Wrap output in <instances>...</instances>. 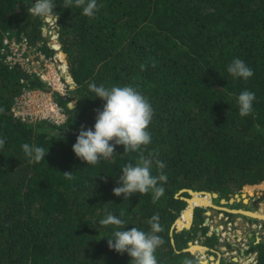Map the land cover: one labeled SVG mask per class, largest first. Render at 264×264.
I'll use <instances>...</instances> for the list:
<instances>
[{
    "label": "trees",
    "instance_id": "obj_1",
    "mask_svg": "<svg viewBox=\"0 0 264 264\" xmlns=\"http://www.w3.org/2000/svg\"><path fill=\"white\" fill-rule=\"evenodd\" d=\"M64 2L53 0L68 75L66 99L55 94L63 124L14 118L11 104L23 88L47 86L0 61V138H7L0 148V264H130L127 253L108 248L107 238L124 228L149 232L155 214L164 241L155 251L158 264H201L185 249L198 232L206 236L207 195L192 198L187 190L229 199L264 182V0H97L91 18L74 3L63 8ZM27 7L25 0H0V45L9 32L41 42L51 53L44 19L29 15ZM236 58L253 70L246 81L227 72ZM92 83L130 85L152 105L151 143L143 152L152 154L151 174L167 177L155 203L151 191L128 200L113 194L121 168L135 165L138 152L124 153L117 145L112 162L96 165L73 152L81 125L94 130V110L104 104L90 91ZM244 90L256 99L253 113L241 117L237 97ZM23 144L49 148L45 161L29 163ZM157 160L165 164L162 170ZM185 198L197 206L199 220L177 230L175 220L182 215L183 224L193 209H186ZM109 213L125 222L123 228L98 224ZM248 251L256 252L248 264H264V238L256 242L253 235Z\"/></svg>",
    "mask_w": 264,
    "mask_h": 264
},
{
    "label": "clouds",
    "instance_id": "obj_2",
    "mask_svg": "<svg viewBox=\"0 0 264 264\" xmlns=\"http://www.w3.org/2000/svg\"><path fill=\"white\" fill-rule=\"evenodd\" d=\"M73 3L76 7L82 8L83 15L90 18L99 10L97 0H65L63 8L69 9ZM25 4L28 5L29 15L57 23L59 16L53 11L57 7L53 0H35V3H32V0L30 3L25 0ZM155 66V62H153V67ZM227 72L234 78H243L245 81L254 74L253 70L239 58L234 59L227 66ZM66 78H68L67 73ZM89 89L104 104L102 109L94 110L96 112L94 130L93 128L85 130V126L81 125L76 142L72 146L73 152L87 165H96L102 160L112 162L116 156L114 149L117 145L124 146V153L138 152L139 156L135 165L128 163L121 168L122 175L117 180L118 186L114 187L112 191L116 196L123 195L124 200H128L133 196V193L147 194L151 191L155 203L164 195L165 189L160 182H166L167 177L162 173L157 176L151 174L152 154L145 156L143 152L144 146L151 143V133L148 128L154 116L152 105L144 95L130 85L113 86L109 89L103 84L97 86L92 83L89 85ZM255 99V93L249 90H244L238 95L237 104L241 117L253 113ZM74 102L71 101L73 110H75ZM0 111L3 109L0 108ZM257 128H259L258 125ZM54 136L57 139H62L59 132ZM6 139V137L0 138V148H3ZM22 149L29 158V163L45 161L49 151V148L46 150L43 147L29 144H23ZM156 165L161 170L165 167V164L158 160ZM62 174L68 180L74 178L73 172ZM123 215L124 213L121 212V216ZM124 223L111 213L98 221L100 226L116 225L121 228ZM149 225V232L135 227H131L130 230L124 228L114 231L113 238H107L108 248L121 255L127 253L131 258L130 264H158L155 251L164 242L158 235L163 230L158 214L151 217ZM198 261L200 260L198 259ZM186 264H190V262H186Z\"/></svg>",
    "mask_w": 264,
    "mask_h": 264
},
{
    "label": "built area",
    "instance_id": "obj_3",
    "mask_svg": "<svg viewBox=\"0 0 264 264\" xmlns=\"http://www.w3.org/2000/svg\"><path fill=\"white\" fill-rule=\"evenodd\" d=\"M44 21L43 35L46 46L53 50L51 53L41 48V42H32L25 36L17 38L6 32L1 37L0 61L8 68L16 67L37 77L47 86L46 89L23 88L11 104L12 116L29 123L47 121L60 125L65 122L66 115L55 94L66 99L67 67L60 50L57 25L54 21ZM197 257L201 260L204 256Z\"/></svg>",
    "mask_w": 264,
    "mask_h": 264
},
{
    "label": "rangeland",
    "instance_id": "obj_4",
    "mask_svg": "<svg viewBox=\"0 0 264 264\" xmlns=\"http://www.w3.org/2000/svg\"><path fill=\"white\" fill-rule=\"evenodd\" d=\"M261 185H264V182L253 185V191L246 193L245 197H243L242 192L234 193L229 196L230 199L234 197L235 194H239L241 197L240 201H234L230 204H221L217 196L211 198V201L209 200L210 202H207L210 206H202L205 208L203 213L205 216L203 224L208 228L207 233L209 234L212 231L218 233V239L217 236L213 234L208 241H205L204 237H201L198 233V237L193 242H190L193 244V247L197 245L203 248L201 255L204 257L201 259L202 261L207 259L209 260V264H248L250 262H255L256 252H249L248 248L254 234L257 235V238L255 236L256 242L264 238V226H262L264 219L249 217L238 212L231 213V211L227 210L232 209L233 211L240 210V212H249L248 214L250 216H253V214L257 216L264 215V187ZM194 207L196 208L197 206ZM218 207H221V209ZM186 209H188V205ZM194 210L189 219H183L185 225L187 224L186 222L191 223L194 217ZM208 210L210 214L207 215L205 212ZM225 212L230 214H226ZM181 217L182 215L179 219H181ZM224 217H227V219L225 220ZM250 218L253 220L251 221ZM205 219H207L206 222ZM197 220H199V218L195 216L194 221L197 222ZM259 225H261V227H259ZM205 238L207 239L208 237L205 236ZM220 239L223 240L221 241ZM206 243L212 247L207 246ZM193 253L195 258L197 255H200V253L195 255L197 252Z\"/></svg>",
    "mask_w": 264,
    "mask_h": 264
},
{
    "label": "water",
    "instance_id": "obj_5",
    "mask_svg": "<svg viewBox=\"0 0 264 264\" xmlns=\"http://www.w3.org/2000/svg\"><path fill=\"white\" fill-rule=\"evenodd\" d=\"M183 191V190H182ZM182 191H180V192H182ZM188 191V193L190 194V196H192V193H194V191H192V190H187ZM179 192V193H180ZM196 193H201L202 195H204V194H208L209 196H210V198H214V197H217L218 195L216 194V193H208V192H196ZM190 198H185V201H186V203H187V200H189ZM240 199H241V197H240V195L239 194H235L234 195V197H231L230 199H228V200H226L225 198H222V199H220V203L222 204V203H225V204H230V203H232V202H234V201H240ZM207 206H210V205H207ZM211 207H213V206H211ZM194 208L195 207H193V209H192V212H193V210H194ZM219 209H221V207H218ZM227 211H231V213H243V212H240V210H238V211H233L232 209H229V210H227ZM207 215L208 214H210V211L208 210V211H206L205 212ZM243 214H245V213H243ZM245 215H247V214H245ZM249 217H253V216H249ZM179 219V217L175 220V222H174V224H173V227H175L177 230H181V229H183V228H189L191 225H189L188 227H186V226H184V227H182V228H180L179 229V227L177 226V224H176V221ZM207 221V219H205V222ZM199 234L201 233V232H198ZM190 246H191V243H189L188 244V247L189 248H187V249H185V250H188V251H190V252H192L191 250H190ZM201 264H207L208 262H209V260H205V261H202V260H200L199 261Z\"/></svg>",
    "mask_w": 264,
    "mask_h": 264
},
{
    "label": "bare ground",
    "instance_id": "obj_6",
    "mask_svg": "<svg viewBox=\"0 0 264 264\" xmlns=\"http://www.w3.org/2000/svg\"><path fill=\"white\" fill-rule=\"evenodd\" d=\"M200 195H202L201 193H192V198H194V197H198V196H200ZM205 195H207V198H206V206H207V202L210 200L211 201V198L209 197V195L208 194H204V196ZM243 197H245V194H243ZM209 201V202H210ZM191 205L192 207H194L195 205H193V201L191 200V199H189V200H187V205ZM243 213H245V214H247L246 216H250L248 213L249 212H243ZM254 213V212H253ZM244 214V215H245ZM191 215H192V211H191V214H190V217H191ZM253 217H256V218H258V219H264V215H260V216H257V215H255V214H253ZM179 220V219H178ZM176 221V224H177V226H179V227H184V226H186L185 225V223L182 225V224H180L179 223V221ZM190 225V224H189ZM186 227H188V226H186ZM219 230V229H218ZM190 250L192 251V252H197V253H195L196 255L198 254V253H201V251H203V248H201V247H199V246H197V245H195V247H193V244H191V246H190Z\"/></svg>",
    "mask_w": 264,
    "mask_h": 264
},
{
    "label": "flooded vegetation",
    "instance_id": "obj_7",
    "mask_svg": "<svg viewBox=\"0 0 264 264\" xmlns=\"http://www.w3.org/2000/svg\"><path fill=\"white\" fill-rule=\"evenodd\" d=\"M203 225H204V224H203ZM213 234L217 236L218 233H217L216 231L210 232L209 234L206 232V237H210V236H212ZM254 236H256V238H257V235L254 234ZM204 239H205V236H204ZM217 239H218V236H217ZM217 239H216V240H217ZM202 252H203V251H201V253H202ZM201 253H200V254H201Z\"/></svg>",
    "mask_w": 264,
    "mask_h": 264
}]
</instances>
